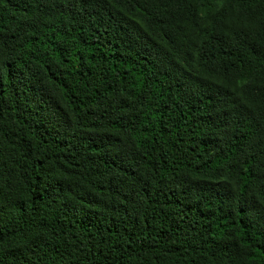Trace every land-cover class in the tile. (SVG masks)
<instances>
[{
    "label": "trees",
    "instance_id": "1",
    "mask_svg": "<svg viewBox=\"0 0 264 264\" xmlns=\"http://www.w3.org/2000/svg\"><path fill=\"white\" fill-rule=\"evenodd\" d=\"M0 264H264V0H0Z\"/></svg>",
    "mask_w": 264,
    "mask_h": 264
}]
</instances>
